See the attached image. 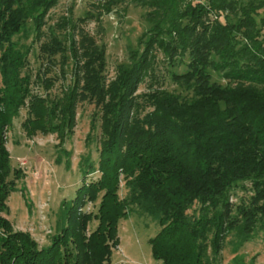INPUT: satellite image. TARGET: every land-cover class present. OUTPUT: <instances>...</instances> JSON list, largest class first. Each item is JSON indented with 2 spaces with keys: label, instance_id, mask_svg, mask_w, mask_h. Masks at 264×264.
I'll return each mask as SVG.
<instances>
[{
  "label": "trees",
  "instance_id": "trees-1",
  "mask_svg": "<svg viewBox=\"0 0 264 264\" xmlns=\"http://www.w3.org/2000/svg\"><path fill=\"white\" fill-rule=\"evenodd\" d=\"M100 1L107 11L124 2L149 9L150 26L139 40L144 50L117 66L116 78L107 83L105 47L93 36L78 29L75 38L73 24L67 45L50 32L39 44L41 55L51 61L57 53L69 54L75 69L72 86L50 99L31 91L30 75L23 73L29 47H17L13 37L31 30L40 39L58 0H0V264H109L111 248L118 245L116 223L134 207L160 226L150 244L163 264H218L228 233L245 240L264 227V0L185 6L182 0ZM209 12L226 13L224 22H205ZM154 45L172 60L187 54V73L172 76L192 94L155 90L146 94L150 109L142 113L135 91L151 68ZM210 69L226 85L211 81ZM40 82L50 81L45 75ZM85 99L101 121L97 165L84 166L68 225L51 245L39 247L1 214L14 190L7 179L5 134L27 107L26 134L56 133L62 142L75 123L77 102ZM94 171L98 177L86 180ZM121 177L128 189L124 198L118 192ZM245 182L252 195L234 204L231 191ZM97 200L96 213L78 211ZM93 219L97 225L86 235Z\"/></svg>",
  "mask_w": 264,
  "mask_h": 264
},
{
  "label": "rangeland",
  "instance_id": "rangeland-1",
  "mask_svg": "<svg viewBox=\"0 0 264 264\" xmlns=\"http://www.w3.org/2000/svg\"><path fill=\"white\" fill-rule=\"evenodd\" d=\"M199 0H182L188 2ZM100 0H58L49 10L43 26V35L36 39L33 31L20 33L13 37L19 48L29 47L27 65L23 73L30 75V88L34 94L52 98H61L74 81V59L69 55L57 53L48 61L41 55L39 44L49 39L53 32L62 43L68 45V37L73 24L75 38L77 30H84L95 38L96 43L105 47L106 82L117 76V66L132 61L134 52H142L144 43L139 40L149 29L146 20L148 8L130 2L118 4L107 11ZM226 13L220 15L209 12L205 22H224ZM261 11L257 18H260ZM227 17V16H226ZM83 19L84 21H80ZM232 19V16H229ZM66 22L62 26V22ZM150 52L151 68L137 84L135 94L143 105L142 113L150 107L145 104V96L155 90L177 92L183 96H191L192 90L185 82H179L172 75L187 73V54L171 59L160 47L154 45ZM211 81L225 84L226 78L219 72L210 69ZM47 76L50 82L42 84L40 80ZM83 81V80H82ZM1 84V78H0ZM82 84V82H81ZM47 86V87H46ZM27 116V107L21 108L18 116L13 118L6 131V147L8 150V180L14 181V190L5 201L1 212L13 227V230L28 232L39 247L51 245L53 237L60 234L68 225L67 214L74 204L77 190L82 183L84 166L90 163L95 166L101 133L99 111L94 103L79 100L76 105L75 123L70 132L65 133L64 141H60L56 133L37 131L28 136L22 126ZM57 121L54 120V123ZM19 170V174H14ZM97 171L88 173L86 180L98 177ZM119 196L124 198L128 189L121 177ZM252 195L250 183L239 184L231 191V202L239 204L248 201ZM99 200L87 201L78 208L80 212H97ZM195 204L188 212L196 208ZM129 210L126 217L118 219L115 227L116 246L109 253V264H163L152 253L150 238L160 226L145 214ZM97 225V220L87 224L86 235ZM218 264H264V227H257L251 236L243 239L234 232L227 234L218 258Z\"/></svg>",
  "mask_w": 264,
  "mask_h": 264
}]
</instances>
